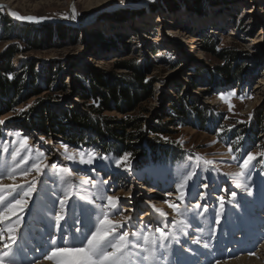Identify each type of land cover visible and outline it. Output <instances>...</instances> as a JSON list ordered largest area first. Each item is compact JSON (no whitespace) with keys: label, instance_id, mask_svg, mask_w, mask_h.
<instances>
[{"label":"rangeland","instance_id":"rangeland-1","mask_svg":"<svg viewBox=\"0 0 264 264\" xmlns=\"http://www.w3.org/2000/svg\"><path fill=\"white\" fill-rule=\"evenodd\" d=\"M6 2H11L20 16L45 19L18 20ZM73 8L77 18H63V14L70 17ZM34 40L40 45L31 47L28 42ZM207 40L215 51L232 53L230 60L214 57L204 48ZM10 48L16 52L11 64L17 70L33 71L25 76L18 104L0 117L4 121L0 124V172L6 165L25 167L20 159L29 154L27 151L13 160L23 136L29 138L31 159L43 152L42 163L71 169L75 198L66 213L65 234L71 236L77 227H91L87 217L80 215L81 207L91 212L95 204L105 203L101 197L109 195L120 200L122 214L110 215L114 223H125V217H132L126 230L136 231L151 220L154 228L171 232L180 216L169 207L170 202L179 204L181 212L187 209L191 225L177 232L179 244L168 241L170 248L160 264H264V0H0V59L6 61ZM124 61L138 66L145 82L151 81L154 94L130 113L142 117L145 138L154 146L143 144L142 152L151 155L146 161L141 159L142 167L130 158L117 167L121 150L101 157L104 152L95 140L96 133L67 121L69 114L90 112L92 102L87 104L83 95L92 85L93 75L99 74L105 81L126 80L131 72L117 67ZM226 65L233 66L229 79L218 74V68ZM47 77L63 82L64 92L55 94L60 84L49 85ZM34 80L38 91L32 88ZM232 90L236 95L228 103L220 98L221 93ZM172 104L185 106L190 111L188 119L168 122ZM39 110L50 117V124H62L68 136L83 138L82 145L72 144L50 125L46 130L33 126L29 119ZM105 115L123 117L114 111ZM17 132L21 137L15 135ZM80 152H95V163L80 164ZM248 152L256 158L242 168ZM66 154L74 156L76 162L65 159ZM99 158L103 162L92 169ZM206 160L213 163L208 165ZM191 165H196L199 173L196 183L208 187H190L186 199L180 201L176 189L182 175L192 171ZM47 171L51 179L37 177L34 170L24 176L19 169L15 180L7 176L0 179L4 186H23L33 178L45 181L37 184L38 192L29 205L31 212L17 213L24 217L18 234V246L26 249L21 254L23 264L32 260L56 264L35 251L42 237L46 240L47 232L54 231L52 212L58 210L57 201L66 187L59 172ZM241 172L244 175H236ZM237 183L248 185L253 195L236 188ZM0 194L6 198L13 195L7 187ZM220 196L225 197V213L216 225ZM229 201H238L240 208ZM153 209L167 213V219ZM98 214L97 209L92 219ZM10 219L15 222L16 217ZM197 237L201 243L194 242ZM206 240L210 241L209 249L202 247Z\"/></svg>","mask_w":264,"mask_h":264},{"label":"snow or ice","instance_id":"snow-or-ice-1","mask_svg":"<svg viewBox=\"0 0 264 264\" xmlns=\"http://www.w3.org/2000/svg\"><path fill=\"white\" fill-rule=\"evenodd\" d=\"M11 15L19 20H26L30 22H39L44 17L35 16H19L17 13L12 12ZM79 14L73 8L72 14L69 17L63 14L65 19L75 20ZM235 90L230 93H221L220 98L229 102L231 96H235ZM244 97L241 96V99ZM232 105L229 103V109L231 110ZM23 111V110H21ZM0 124H4V121H0ZM11 135V133H9ZM17 137H21L19 132L15 133ZM27 136H23L19 140V146L13 153V160L23 151H27L28 155H23L20 159V163L24 164L25 167L20 168L17 164L16 168L5 166V171L0 172V179L5 176L7 178L15 180L17 169L19 174L27 176L30 171L34 170L37 177L41 175L51 179L49 177L48 169L50 168L53 172H59L61 179L66 187L60 196L58 203V210L52 212L51 226L54 231L47 232V239L43 240L42 243L35 247V251L39 252L44 260H54L56 264H160V259H165L164 253L170 248L168 241H174L176 244L180 243V239L177 236V232H184L186 228L191 225V220L188 219L185 209L181 212L179 204L169 202V207L173 209L180 216V219L173 223L171 232L166 231L162 227H153L152 221L150 220L146 226L139 228L136 231H129L127 224L132 221V217H125V223H114L110 219V215L122 214L119 207L120 200L109 195L106 198L101 197L105 200L103 205L95 204L94 209L91 212L84 207L80 209V215L86 216L91 224V227L81 228L77 227L74 229L71 236L65 234L62 230L64 223L67 221V210L72 207L70 201L74 197V185L72 184L70 177L72 170L58 163L45 164L42 163L44 158L43 152H37L35 159H31V149H29ZM43 139V138H41ZM167 139V138H164ZM241 139L240 137L237 140ZM5 151H7L5 149ZM229 151L232 148L229 147ZM80 164L92 165L95 163L97 154L95 152L84 153L80 152ZM130 153H125L122 157L116 159L115 163L117 167L121 166L122 161H127ZM264 155V153H261ZM253 153L248 152L246 158L243 160L242 168L249 166L250 161L255 160ZM65 159L76 162L74 156L65 155ZM200 157H197L199 161ZM206 164L211 165L213 162L210 160L205 161ZM124 167L127 169L128 165ZM192 171L186 172L182 175L180 183L177 187L178 198L180 201L186 199L187 191L190 187H204L207 188V184L198 185L196 181L199 179V173L196 171V165H191ZM237 176L244 175V173H236ZM45 183L44 180L37 181L33 178L31 183L19 186V185H0V192H3L5 187L10 189L13 195L10 198H6L0 194V264H23L21 254L26 251L25 248L19 247V232L23 225V215H17V213L27 214L31 212L29 207L30 202H33L34 194L38 192L37 184ZM83 181V178L81 179ZM91 183L95 186L96 181L92 180ZM104 183H107L105 181ZM236 188L243 190L247 195H253L252 191L246 184H236ZM170 194V193H169ZM232 197L235 198L237 193L233 191ZM203 198V197H202ZM88 203H93L89 201ZM232 203L233 207L239 209L240 204L238 201ZM196 208H201L198 203ZM99 210L100 214L95 215V220L92 219L95 214V210ZM109 209V210H105ZM204 212L208 211V205H203ZM51 211V209H49ZM155 213H158L160 217L167 219V213L160 209H153ZM225 213V197H219V210L215 214V224L220 225L222 217ZM200 213H196L199 215ZM16 217L13 222L10 217ZM77 222L82 223L77 219ZM7 225L6 227L4 225ZM136 225H133L135 228ZM202 231V229H199ZM195 243H201V238L197 237ZM202 247L209 249L211 247L210 241H204ZM28 264H38L37 260H32Z\"/></svg>","mask_w":264,"mask_h":264},{"label":"trees","instance_id":"trees-1","mask_svg":"<svg viewBox=\"0 0 264 264\" xmlns=\"http://www.w3.org/2000/svg\"><path fill=\"white\" fill-rule=\"evenodd\" d=\"M199 3V0H197ZM210 41V40H209ZM208 40L204 42V46L214 57L223 59L224 61L230 60L229 51L220 50L215 51L214 46L210 44ZM28 44L31 47L39 46L38 41H29ZM15 50L10 48L6 51V61L4 58L0 59V117L18 104L20 97L23 96V87L26 84L25 76L29 75L30 72L26 71L25 68L17 70L12 64L11 60L15 55ZM229 59V60H228ZM117 67L126 69L131 72L130 75L125 76L123 81L104 80L99 74L93 75L92 85H89V89L85 91L83 99L86 103L92 102L88 106V114H69L67 121L73 126L82 127L93 130L97 137L95 140L101 145L102 151L101 157L107 154H112L114 151L121 150L123 155L130 153L129 158L137 160V166H143L141 159H145L150 156L151 153L142 152L143 144L152 145L153 142L149 138H145L146 129L143 128V121L141 116H131L130 113L136 111L140 104L150 100L153 97V91L151 87V81L145 82V75L138 68L133 61H124L117 64ZM233 66L226 65L225 67L218 68V74L223 79H229ZM23 72V74H22ZM48 84L57 83L56 78L47 77ZM60 88L59 91L64 92L65 85L63 82L57 83ZM49 87V86H48ZM33 90L38 91L39 87L35 85L33 81ZM50 91V89H49ZM172 114H169L167 118L170 121L174 119H188L190 111L185 106H176L172 104L169 106ZM118 112L123 115L121 118L106 116L105 112ZM35 113V112H34ZM37 113V112H36ZM31 115V114H30ZM29 115V116H30ZM176 115V116H175ZM198 117V115L196 116ZM49 116H45L42 111H38V115L32 114V118L29 119L32 125L38 129H48L49 125L54 127L61 136L65 137L72 144L81 146L83 138L72 135L68 136L65 134V127L62 124H50L48 122ZM169 123H165L164 126H168ZM157 125L156 127H158ZM1 129V126H0ZM114 142V144H111ZM147 147V146H146ZM151 148V149H153ZM174 150V149H173ZM102 159H98L96 164L102 163Z\"/></svg>","mask_w":264,"mask_h":264},{"label":"bare ground","instance_id":"bare-ground-1","mask_svg":"<svg viewBox=\"0 0 264 264\" xmlns=\"http://www.w3.org/2000/svg\"><path fill=\"white\" fill-rule=\"evenodd\" d=\"M7 4H8V7H9V9L11 10V12H15V11H13V9H12V7H11V5H12V3L11 2H6ZM11 7V8H10ZM16 13V12H15ZM20 16V15H19ZM19 20V19H18ZM264 218V217H263ZM45 262V261H44ZM40 262V263H38V264H49V263H47V262ZM243 262H245V261H243ZM242 262V263H243ZM227 264H229V263H227ZM230 264H236V262L234 261V262H230ZM244 264V263H243ZM245 264H247V263H245Z\"/></svg>","mask_w":264,"mask_h":264}]
</instances>
